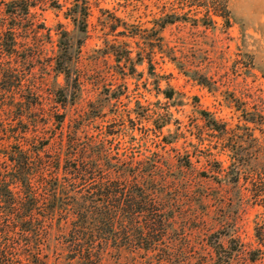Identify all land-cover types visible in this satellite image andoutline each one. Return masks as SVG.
Wrapping results in <instances>:
<instances>
[{
    "label": "rangeland",
    "instance_id": "1",
    "mask_svg": "<svg viewBox=\"0 0 264 264\" xmlns=\"http://www.w3.org/2000/svg\"><path fill=\"white\" fill-rule=\"evenodd\" d=\"M8 1L0 25L15 27L17 54L2 55L0 171L26 139L52 157L70 133L120 131L114 146L133 156L146 144L162 161L169 222L155 249L103 264H264V0H218L224 18L206 12L216 0H30L13 22ZM78 2L88 16L74 22ZM128 217L123 237L139 239Z\"/></svg>",
    "mask_w": 264,
    "mask_h": 264
},
{
    "label": "trees",
    "instance_id": "2",
    "mask_svg": "<svg viewBox=\"0 0 264 264\" xmlns=\"http://www.w3.org/2000/svg\"><path fill=\"white\" fill-rule=\"evenodd\" d=\"M209 3L204 5L207 13L225 17V4ZM2 4L11 22L28 16L34 6L30 0ZM69 11L74 22L88 16L79 2ZM172 16L169 23L177 20L175 16L180 18ZM6 26L0 25V76L4 77L9 75L2 62L3 51L17 54L16 29L12 23ZM61 51L56 70L65 75L66 67L71 70V48ZM11 76L21 81L16 71ZM166 94L171 98L172 92ZM120 134L101 130L100 138L81 139L70 133L52 157L41 155L44 143L33 141L26 147L30 142L26 139L12 146L6 155L9 164L0 171V264H49L55 254L77 264H103L110 251L118 263L125 251H151L158 246L155 238L165 234L169 222L162 208L164 200L158 195L163 196L170 182L156 153L146 155L151 152L146 144L129 156L133 147L125 150L108 141ZM126 217L139 239L123 237Z\"/></svg>",
    "mask_w": 264,
    "mask_h": 264
}]
</instances>
